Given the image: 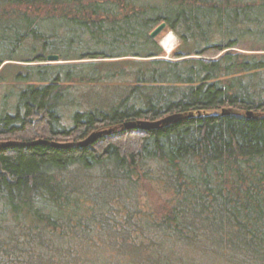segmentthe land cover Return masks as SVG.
Here are the masks:
<instances>
[{
  "label": "trees",
  "instance_id": "obj_1",
  "mask_svg": "<svg viewBox=\"0 0 264 264\" xmlns=\"http://www.w3.org/2000/svg\"><path fill=\"white\" fill-rule=\"evenodd\" d=\"M102 237L264 264V0H0V264H95Z\"/></svg>",
  "mask_w": 264,
  "mask_h": 264
},
{
  "label": "rangeland",
  "instance_id": "obj_2",
  "mask_svg": "<svg viewBox=\"0 0 264 264\" xmlns=\"http://www.w3.org/2000/svg\"><path fill=\"white\" fill-rule=\"evenodd\" d=\"M172 34L173 42L170 50H166L162 44L163 38ZM158 39V43L163 50V55L165 57H169L171 53L174 51L176 46L178 45L177 37L166 28L162 30L156 37ZM109 60H116L115 58H111ZM80 61V60H78ZM82 61V60H81ZM59 63L60 60L58 61ZM76 62V61H73ZM45 63H48L45 61ZM56 63V62H51ZM48 63V64H51ZM25 64V63H24ZM141 191L139 194V199L137 203V208L141 209L144 213L150 214V221H153V218L157 219L161 216L168 207V195L164 194L162 190L156 188L153 184H143L141 185ZM152 212V213H151ZM154 216V217H152ZM103 240L97 241V245L95 250L98 249V254L96 255V263L95 264H132V260H130L129 253L126 249H122L119 246H113V244H119V241L114 240V238L102 237ZM112 245V246H111ZM173 247V255H168L165 257L167 259L165 264H219L221 263L220 258H215L209 256L208 254L202 253L200 250H197L193 247H185L181 244L171 245ZM157 249L149 252L147 250L148 255L150 257V264H156L159 260H161L158 255H155ZM143 255V253L141 252ZM157 254V253H156ZM144 256V255H143ZM147 256V257H148ZM156 262V263H155ZM160 263V262H159ZM162 263V262H161ZM162 263V264H164Z\"/></svg>",
  "mask_w": 264,
  "mask_h": 264
},
{
  "label": "water",
  "instance_id": "obj_3",
  "mask_svg": "<svg viewBox=\"0 0 264 264\" xmlns=\"http://www.w3.org/2000/svg\"><path fill=\"white\" fill-rule=\"evenodd\" d=\"M166 28L165 22L159 23L151 32H150V37L155 38L162 30ZM45 61L48 63L51 62H58L59 57L57 54H47L45 56ZM247 115H250L249 112L246 113ZM158 122H146V121H136V122H129L125 123V127H138V128H150L154 125H156ZM103 133H108V130H98L90 133L88 136H86L83 140L79 142L80 146H85L90 143H92L97 137H99ZM34 143H44L42 140H36ZM52 145H57L55 143H52Z\"/></svg>",
  "mask_w": 264,
  "mask_h": 264
},
{
  "label": "bare ground",
  "instance_id": "obj_4",
  "mask_svg": "<svg viewBox=\"0 0 264 264\" xmlns=\"http://www.w3.org/2000/svg\"><path fill=\"white\" fill-rule=\"evenodd\" d=\"M173 42L172 34H168L163 38L162 44L166 50H170Z\"/></svg>",
  "mask_w": 264,
  "mask_h": 264
}]
</instances>
